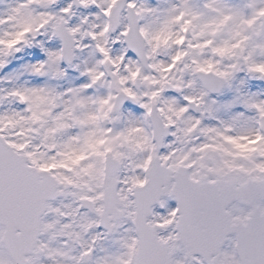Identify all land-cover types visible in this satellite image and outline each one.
Here are the masks:
<instances>
[{"label": "snow or ice", "instance_id": "obj_1", "mask_svg": "<svg viewBox=\"0 0 264 264\" xmlns=\"http://www.w3.org/2000/svg\"><path fill=\"white\" fill-rule=\"evenodd\" d=\"M0 264H264V0H0Z\"/></svg>", "mask_w": 264, "mask_h": 264}]
</instances>
